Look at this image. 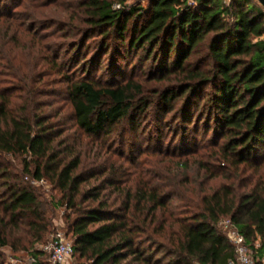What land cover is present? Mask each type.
<instances>
[{
	"label": "trees",
	"instance_id": "16d2710c",
	"mask_svg": "<svg viewBox=\"0 0 264 264\" xmlns=\"http://www.w3.org/2000/svg\"><path fill=\"white\" fill-rule=\"evenodd\" d=\"M5 1L0 0V35L12 36L0 39V63H12V39L33 33L38 42L42 36L20 23L14 8H2ZM127 1L79 0L80 12L53 16L44 28L64 26L63 37L71 39L68 50L84 67L112 52L115 65L117 51L124 50L122 57L143 51L150 79L161 82L153 97L138 80L103 83L89 70L66 80L67 96L79 129L96 138L122 140L128 129L143 127L147 117L162 126L173 113L174 122L182 120L174 130L176 147L165 152L174 176L154 182L140 171L139 159L130 157L140 171L137 188L122 187L115 164L98 162L91 152L73 146L62 148L61 132L52 129L48 116L15 110V96L2 88L0 152L30 158L26 171L33 164L34 178H45L60 191L59 202L68 211L66 235L72 237L74 254L84 259L78 264H227L237 254L221 226L225 219L244 235L254 258L259 257L256 264H264V6L257 0L229 5L223 0H151L148 9L114 8ZM45 2L43 16L50 4H60ZM61 54L48 64L61 66ZM200 134L201 148L196 146ZM157 137L163 144L164 135ZM193 165L200 173L190 180L185 171ZM1 177L6 193L0 202L9 216L5 228L12 224L32 242L43 241L49 227L35 189L13 180L8 170ZM102 177V184H93ZM216 178L225 182L209 185ZM107 187L118 195L104 193ZM9 235L0 233L1 245L9 244Z\"/></svg>",
	"mask_w": 264,
	"mask_h": 264
},
{
	"label": "rangeland",
	"instance_id": "374dc122",
	"mask_svg": "<svg viewBox=\"0 0 264 264\" xmlns=\"http://www.w3.org/2000/svg\"><path fill=\"white\" fill-rule=\"evenodd\" d=\"M58 1L60 2L59 5L50 4L47 7V13L44 16L41 12H44L42 8L46 3L45 0H6L4 2L2 8L9 7L11 10L14 8V12H17L14 14H17L20 23L34 27L35 36H42V38L36 42L37 39L31 33L29 35L26 34L20 41L15 39L10 41V48L13 52L11 55L14 59H12V63L5 61L0 63V88L6 90V92L13 93L15 96L13 101L15 110H26L23 112L27 113L32 112V116L44 112L54 126L52 129L61 132L60 139L64 140L62 148L66 145L73 146L83 152V154L91 152V158H97L98 162H102L105 165L110 166L111 164H115L117 169L115 178L122 187L127 185L128 187L133 186L134 189L137 188L135 185V181L138 179L136 175L140 171L148 173V176L151 175V178L156 179L154 182L159 180V183H163L165 176L173 177L174 165L170 157L165 156V152L173 151L176 147L177 140L174 141V130L177 128V125L182 124L181 119H179L178 123L174 122L173 113L166 116L167 123L162 126H158L156 121H152L153 116L147 117L143 127L137 131L123 126L128 129V132L124 139H118L117 141L110 139V136H103L101 138L89 136L79 129L74 118L71 102L67 96L68 83L66 80L68 78H79L84 75L86 70H89V75L92 78H96L103 83H121L133 78L145 85L147 88L146 92L148 95H151L150 97H153V88L160 85L161 82L150 79V61L146 62L143 51H134L128 57L121 56L124 50L117 51L118 61L115 65H113L114 63L112 64L114 52L111 55H105L101 63L85 64L87 67H84V63L83 65L81 63L77 65L78 57L74 51L70 52L71 48L68 50L71 39L63 37L62 30L66 28L62 29L64 26L61 25L44 28L47 24L51 23V19H56L53 16L68 12H80L81 10L79 8V0ZM150 1L128 0L125 4H115L114 8L116 5H121L122 10L127 12L130 7L148 9ZM115 9L120 8L117 7ZM46 14L47 16L50 15V18H48L50 21L46 20ZM39 22H43L44 24H39ZM2 36L6 37V40H10L12 35H4L3 31L0 39H2ZM92 41L90 40L89 42L91 43ZM59 52L62 53L59 59V63L62 62L61 66L51 67L48 64L49 59ZM93 54H95L94 50L87 55V59L90 60ZM34 64L38 65L34 68L30 67L34 66ZM58 70H62V72L58 73ZM18 74L21 75V78L18 77ZM162 83L167 84V82ZM169 124H172V127H168L167 125ZM181 132L182 130H180L179 135ZM161 134L164 135L163 144L158 142L159 137L157 136ZM118 136L121 137L120 135ZM197 138L196 146L200 144L199 148H201L200 146L203 143L201 142L202 135L200 134ZM130 157L139 159L140 171L129 161ZM127 158L129 159L127 160ZM30 160V158L26 159L24 155L0 152V200L6 193V188L2 187L4 181L1 176L4 170H8L13 180L27 183L35 189L43 204L42 208L46 213L49 229L43 241L32 242L31 237L27 236L23 230H13L12 224L5 228L4 221L9 220V216L6 217V213L4 212V202H0V233L6 232L10 234L9 238H7L9 244H0V264H50L49 256L42 251L43 245L50 241L53 234L58 231L67 234V221L65 217L68 211L65 205L59 202L61 193L55 189L49 180H47L46 184L33 183V180H36L33 175L34 165L30 166L31 172L26 171V163L30 162ZM185 172L189 174L188 178L190 180L195 179L200 173L197 165L190 166L189 170ZM103 178L93 181V184H102ZM180 178L181 180L184 179V174ZM224 182L225 179L216 178L209 185L217 186ZM192 187L195 190L199 189L198 184H194ZM111 190V187H107L104 193L108 194L112 192L113 198H115L118 193ZM118 203L120 202L112 206L113 209H118ZM173 203L179 206L182 204L178 199H174ZM66 236L72 242V237ZM33 251L39 252L36 257L37 263L32 262V258L34 257L32 255ZM253 259L256 264L259 257L256 256L254 258L253 256ZM80 262H84V259L74 254L67 264H78Z\"/></svg>",
	"mask_w": 264,
	"mask_h": 264
},
{
	"label": "built area",
	"instance_id": "2783aa9c",
	"mask_svg": "<svg viewBox=\"0 0 264 264\" xmlns=\"http://www.w3.org/2000/svg\"><path fill=\"white\" fill-rule=\"evenodd\" d=\"M233 0H223L226 5H229ZM194 3V0H191ZM121 8V5H116L115 8ZM34 184H46L47 179L33 180ZM221 226L227 232L230 241L234 244L237 257L235 260L229 261L227 264H255L253 253L246 244L245 237L239 232L236 226L230 219L221 221ZM42 251L49 256L50 264H67L74 254L73 243L67 238L66 234L61 231L53 234L50 241L42 247ZM32 262L37 263V258L33 257Z\"/></svg>",
	"mask_w": 264,
	"mask_h": 264
},
{
	"label": "water",
	"instance_id": "95a60500",
	"mask_svg": "<svg viewBox=\"0 0 264 264\" xmlns=\"http://www.w3.org/2000/svg\"><path fill=\"white\" fill-rule=\"evenodd\" d=\"M262 6H264V0H257Z\"/></svg>",
	"mask_w": 264,
	"mask_h": 264
}]
</instances>
